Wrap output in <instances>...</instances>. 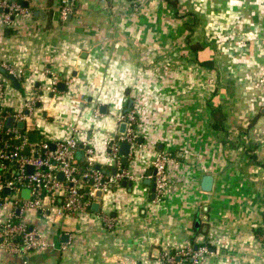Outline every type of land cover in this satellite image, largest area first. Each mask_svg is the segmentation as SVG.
Returning <instances> with one entry per match:
<instances>
[{
	"label": "crops",
	"instance_id": "crops-1",
	"mask_svg": "<svg viewBox=\"0 0 264 264\" xmlns=\"http://www.w3.org/2000/svg\"><path fill=\"white\" fill-rule=\"evenodd\" d=\"M3 1L28 13L0 11V65L21 73L18 88L0 72V105L22 111L36 96L30 139L75 137L77 158L91 147L106 168L132 101L126 166L142 178L77 216H57L49 198L46 215L26 208L22 221L48 245L0 247V264H162L165 249L203 244L202 264H264V0H75L66 19L61 0ZM159 152L170 154L161 200L148 183ZM10 212L0 206V225Z\"/></svg>",
	"mask_w": 264,
	"mask_h": 264
},
{
	"label": "built area",
	"instance_id": "built-area-1",
	"mask_svg": "<svg viewBox=\"0 0 264 264\" xmlns=\"http://www.w3.org/2000/svg\"><path fill=\"white\" fill-rule=\"evenodd\" d=\"M74 5L75 0H61V16L64 19L70 15ZM0 6L8 8L12 16L28 13L26 8L16 2L3 1ZM4 67L11 75L17 77L21 74L10 65ZM57 83L58 79L54 77L53 91L57 90ZM4 94L5 83L0 81V102ZM36 102V96L29 97L21 112L0 107V206L11 208L8 219L0 225V247L14 254H27L48 245L36 228L22 221L21 214L26 208L37 209L46 215L50 208L46 206L45 199L49 198L57 216H77L90 209L98 199V193L109 191L124 179L142 178V175H136L123 164L121 154L122 143L131 144L130 155L138 143L139 119L134 110L130 109L119 117L121 123H127L126 132L116 131L108 137L110 168H116V173H112L107 170L108 167L98 165L91 147L85 148L86 165L81 167L77 158L79 143L75 137L54 143V147L46 139L31 140L30 130L21 129L16 122L26 121L36 107ZM10 117L15 119L13 126L7 124ZM169 164L168 153L159 152L154 157V193L159 200L164 197L169 185ZM29 166L33 167V172L28 171ZM60 173L63 174L62 179L59 178ZM24 188L29 189V198L20 196ZM6 189L10 192L7 193ZM208 254L209 247L206 244L196 248L185 245L163 250L160 261L162 264H202Z\"/></svg>",
	"mask_w": 264,
	"mask_h": 264
},
{
	"label": "water",
	"instance_id": "water-1",
	"mask_svg": "<svg viewBox=\"0 0 264 264\" xmlns=\"http://www.w3.org/2000/svg\"><path fill=\"white\" fill-rule=\"evenodd\" d=\"M1 1V0H0ZM3 7L0 6V11H3ZM7 12H9V9H5ZM0 72L3 73V74H7V70L4 66L0 65ZM9 79H11L14 83V85H16L18 88H20V81L19 79L14 76V75H9L8 76ZM59 88L61 90H64L66 88V83L65 82H61L59 83ZM131 106H132V101H130L129 103V106L127 108V111L128 112L130 109H131ZM14 122H15V119L14 117H10L7 121V124L8 126H13L14 125ZM17 126L20 127L21 129H24L25 126H26V123L24 121H18L17 123ZM127 130V123L126 122H122L121 125H120V130L119 132L121 133H125ZM33 136L32 140L33 141H36V137L37 135L34 133V134H31V137ZM53 147H54V143H53ZM28 151V150H27ZM130 152H131V144L128 143V142H124L121 144V154L123 155V158H122V161H123V164L126 165L127 162H128V158H129V155H130ZM28 171L29 172H33V167L32 166H29L28 167ZM155 170L153 171V173L155 174ZM113 173H116V168H114L113 170ZM59 178H63V174H59ZM153 181V179L149 180L148 183H151ZM127 181L125 180L124 181V184H126ZM212 183H213V176L212 175H205L204 178H203V183H202V186L205 190H210L212 188ZM155 189L153 188V191ZM6 192L9 193L10 190L9 189H6Z\"/></svg>",
	"mask_w": 264,
	"mask_h": 264
},
{
	"label": "trees",
	"instance_id": "trees-1",
	"mask_svg": "<svg viewBox=\"0 0 264 264\" xmlns=\"http://www.w3.org/2000/svg\"><path fill=\"white\" fill-rule=\"evenodd\" d=\"M7 78H8V76L9 75H11L9 72H7V74H4ZM9 79V78H8ZM9 80H11V79H9ZM1 107V109H5V108H3L2 106H0ZM7 110V109H6ZM78 163H79V165L81 166V167H85V165H86V161L85 160H78ZM107 170H111V168L110 167H108L107 168ZM195 246V247H194ZM193 247L194 248H196V247H198L199 245H194Z\"/></svg>",
	"mask_w": 264,
	"mask_h": 264
},
{
	"label": "rangeland",
	"instance_id": "rangeland-1",
	"mask_svg": "<svg viewBox=\"0 0 264 264\" xmlns=\"http://www.w3.org/2000/svg\"><path fill=\"white\" fill-rule=\"evenodd\" d=\"M3 107V105H1ZM5 108V107H3ZM9 109V108H6ZM35 109V108H34ZM23 111V110H22ZM14 112H21V111H14ZM35 115V114H34ZM34 117L33 116H29L27 120L33 121ZM31 123V122H30ZM16 194H13L12 196H15Z\"/></svg>",
	"mask_w": 264,
	"mask_h": 264
}]
</instances>
